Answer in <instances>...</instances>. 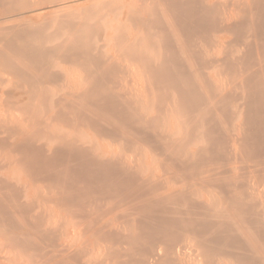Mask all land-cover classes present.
Wrapping results in <instances>:
<instances>
[{"label": "bare ground", "instance_id": "1", "mask_svg": "<svg viewBox=\"0 0 264 264\" xmlns=\"http://www.w3.org/2000/svg\"><path fill=\"white\" fill-rule=\"evenodd\" d=\"M216 1L0 0V264H264V0Z\"/></svg>", "mask_w": 264, "mask_h": 264}, {"label": "rangeland", "instance_id": "2", "mask_svg": "<svg viewBox=\"0 0 264 264\" xmlns=\"http://www.w3.org/2000/svg\"><path fill=\"white\" fill-rule=\"evenodd\" d=\"M212 1H215V0H212ZM230 1H231V0H230ZM216 2H220V3L223 2L222 4H224V3L226 2V0H224V1H222V0H220V1L217 0ZM220 3H219V4H220ZM230 3H231V2H229V0H228V2L226 3V5H227V4L230 5ZM219 4H216V5H218V6L221 8V9H218V10H219V12H222V14L220 13L221 15H219V14L217 13L218 15H216L215 21H216L217 25H218V24H219V25H218V27H217V25H216V27H214V28H215L214 30H221V29L223 30L224 27H223V28H221V27L224 25V23L227 25V24H229V23L231 24V22L234 21V18L231 17V16L229 15V14H230V11H231V10H229L230 7H229L228 5L226 6L225 4L220 6ZM218 6H217V8H219ZM223 6H224V7H223ZM225 6H226V7H225ZM230 6H231V5H230ZM225 9H228V10H225ZM220 10H221V11H220ZM227 11H228L229 13H228ZM224 12H226V13H224ZM223 14H224L225 16H224ZM226 14H227V16H226ZM224 17H226V18H224ZM220 18H221V19L223 18L224 21H222ZM231 19H232V20H231ZM217 21H218L219 23H218ZM221 21H222L223 23H222ZM232 24H233V22H232ZM220 25H221V27H220ZM226 25H224V26H226ZM219 27H220L221 29H217V28H219ZM206 28H207L208 31H210V32H209V35H210L209 38H210V39H213L215 43H216L217 41H218V43H220V41H222V42H224V43L227 42L226 44H228V41H229V40H230V42H231V40H232V42H233L234 40L237 39V37H236L235 35L230 34V33H227V32H225L224 30H223V31L221 30V31L213 32V31H214L213 29H211V28L209 29V27H206ZM202 29H203V28H202ZM204 29H205V28H204ZM204 29H203V30H204ZM203 30H201L202 33H203ZM207 30L205 29L206 32H208ZM211 30H212V31H211ZM201 32L199 33L200 35L202 34ZM206 32H204L203 34L205 35ZM199 34H198V35H197V34H196V35H193L194 37L191 36L190 38H188V42L190 43V45L192 44V45H191V48H192V49L195 48L196 52H197V50H198V51H199V53L197 52L198 54H201V53H202V57L205 58L204 60H205V61L208 60V62L206 61V63H211V62H213L214 59H215L217 56H218V57H221V55L217 53V49H216V47H214V45L212 46L211 44H209V43L206 42V41L208 40V38L206 37L207 35L204 37V35L202 34L201 36H203V37H201V38H206V39H201V38H200V39L202 40V41H201V40L199 39V36H200ZM206 34H207V33H206ZM195 36H196V37L198 36V37L196 38ZM218 36H219V37H218ZM211 37H212V38H211ZM224 37H225V38H224ZM223 38H224V39H223ZM240 38H243V36H241ZM195 39H196V40H195ZM221 39H222V40H221ZM189 40H190L191 42H190ZM205 40H206V41H205ZM219 40H220V41H219ZM223 40H224V41H223ZM192 41H193V42H192ZM203 41H204V42H203ZM194 42H195V43H194ZM204 43H205L206 45H205ZM208 45H211V46L209 47ZM209 48H210V50H209ZM195 50H194V51H195ZM208 50H209V51H208ZM200 52H201V53H200ZM213 58H214V59H213ZM204 60H203V61H204ZM210 61H211V62H210ZM0 76H1V74H0ZM0 86H1V85H0ZM6 87H7V86H6ZM6 87L1 86L0 89L3 88V90H5ZM4 88H5V89H4ZM0 94H1V90H0ZM4 95H5V94H3L2 96H4ZM4 136H5L4 134L0 133V138H1V137L3 138ZM6 138H8V136H6V137L3 138V139L5 140V142L8 141V139L6 140ZM4 140H0V143H1L2 141H4ZM5 142H4V143H5ZM0 152H2V153H0V157H1V158H0V162H1V160H5V154L3 153L4 151H2V149L0 150ZM3 156H4V157H3ZM3 163H4V161H2L0 164H3ZM8 255L10 256L9 253H8ZM2 263H3V264H10V262H7V261H6V262L4 261V262H2Z\"/></svg>", "mask_w": 264, "mask_h": 264}]
</instances>
